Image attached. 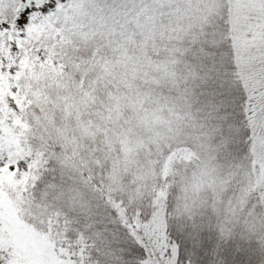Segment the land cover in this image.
Returning <instances> with one entry per match:
<instances>
[{
  "label": "snow or ice",
  "instance_id": "snow-or-ice-1",
  "mask_svg": "<svg viewBox=\"0 0 264 264\" xmlns=\"http://www.w3.org/2000/svg\"><path fill=\"white\" fill-rule=\"evenodd\" d=\"M0 264H264V0H0Z\"/></svg>",
  "mask_w": 264,
  "mask_h": 264
}]
</instances>
